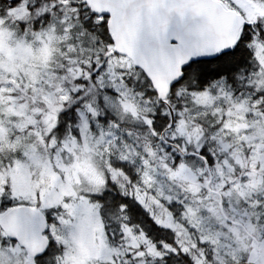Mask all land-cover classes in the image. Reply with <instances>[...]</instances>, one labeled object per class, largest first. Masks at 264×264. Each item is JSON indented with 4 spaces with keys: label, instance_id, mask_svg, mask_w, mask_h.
Segmentation results:
<instances>
[{
    "label": "snow or ice",
    "instance_id": "1",
    "mask_svg": "<svg viewBox=\"0 0 264 264\" xmlns=\"http://www.w3.org/2000/svg\"><path fill=\"white\" fill-rule=\"evenodd\" d=\"M0 264H264V0H0Z\"/></svg>",
    "mask_w": 264,
    "mask_h": 264
}]
</instances>
